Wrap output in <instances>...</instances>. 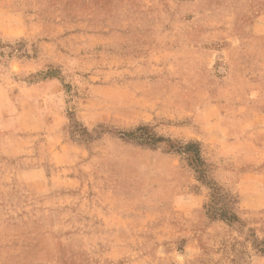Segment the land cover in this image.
<instances>
[{
  "label": "rangeland",
  "instance_id": "rangeland-1",
  "mask_svg": "<svg viewBox=\"0 0 264 264\" xmlns=\"http://www.w3.org/2000/svg\"><path fill=\"white\" fill-rule=\"evenodd\" d=\"M0 264H264V0H0Z\"/></svg>",
  "mask_w": 264,
  "mask_h": 264
},
{
  "label": "trees",
  "instance_id": "trees-1",
  "mask_svg": "<svg viewBox=\"0 0 264 264\" xmlns=\"http://www.w3.org/2000/svg\"><path fill=\"white\" fill-rule=\"evenodd\" d=\"M177 153H180L181 150L175 149ZM184 152L188 155H190V159H192V164L190 163V166L194 167L197 173L202 172H209V165L204 161V159L201 156L200 151L198 150V146L194 144H189L184 148ZM213 191L219 195L220 197L225 198V195H222V192L217 188H212ZM213 196V195H212ZM215 199V198H214ZM229 215L227 204H225V208H220L218 210V214L212 215L213 217H220L221 219H227Z\"/></svg>",
  "mask_w": 264,
  "mask_h": 264
}]
</instances>
